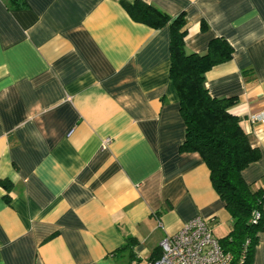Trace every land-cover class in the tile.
Instances as JSON below:
<instances>
[{"label": "crops", "instance_id": "crops-1", "mask_svg": "<svg viewBox=\"0 0 264 264\" xmlns=\"http://www.w3.org/2000/svg\"><path fill=\"white\" fill-rule=\"evenodd\" d=\"M136 0H0V264H132L189 220L224 238L232 220L196 153L169 78V26L134 22ZM184 15L187 54L232 48L204 75L259 159L241 172L264 188V0H139ZM202 24L205 26L202 28ZM109 139V143L104 141ZM251 264H264V232Z\"/></svg>", "mask_w": 264, "mask_h": 264}, {"label": "trees", "instance_id": "trees-1", "mask_svg": "<svg viewBox=\"0 0 264 264\" xmlns=\"http://www.w3.org/2000/svg\"><path fill=\"white\" fill-rule=\"evenodd\" d=\"M136 23L152 29L169 26V78L175 88L179 112L185 126L180 152L196 153L209 171L214 192L224 203L232 220L230 232L219 239L224 250L232 255V264H251L257 234L264 232V188L254 189L246 184L241 172L256 162L260 153L252 148L239 126V119L229 113L237 104L235 97L212 98L204 85V75L212 67L229 61L232 48L223 39L209 42L205 54H187L184 39L187 34L184 15L171 19L152 5L136 0L131 4L120 2ZM205 26L202 24L201 26ZM6 190L10 184L0 181ZM256 214L258 217L256 218ZM134 242L117 252L124 253L125 264H132Z\"/></svg>", "mask_w": 264, "mask_h": 264}, {"label": "built area", "instance_id": "built-area-1", "mask_svg": "<svg viewBox=\"0 0 264 264\" xmlns=\"http://www.w3.org/2000/svg\"><path fill=\"white\" fill-rule=\"evenodd\" d=\"M250 119L264 124V111ZM107 143L109 139L104 141ZM159 250V257L148 264H232V255L224 252L207 221L200 217L189 220L176 234L162 239Z\"/></svg>", "mask_w": 264, "mask_h": 264}, {"label": "rangeland", "instance_id": "rangeland-1", "mask_svg": "<svg viewBox=\"0 0 264 264\" xmlns=\"http://www.w3.org/2000/svg\"><path fill=\"white\" fill-rule=\"evenodd\" d=\"M137 264H147L146 262H142V263H137Z\"/></svg>", "mask_w": 264, "mask_h": 264}]
</instances>
